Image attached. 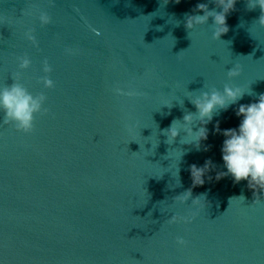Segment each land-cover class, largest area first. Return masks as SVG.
Listing matches in <instances>:
<instances>
[{"label":"water","instance_id":"water-1","mask_svg":"<svg viewBox=\"0 0 264 264\" xmlns=\"http://www.w3.org/2000/svg\"><path fill=\"white\" fill-rule=\"evenodd\" d=\"M197 3L215 7L209 0H0V88L13 83L16 57L27 54L31 66L20 82L43 92L49 110L31 134L0 126V264H264V200L252 205L247 181L215 179L226 169L225 137L214 126L238 129L236 108L256 96L213 117L207 151L181 144L183 132L171 145L160 134L182 118L183 104L195 112L186 96L204 85L264 93V28L252 24L259 9L237 0L228 33L213 40L211 18L189 34L184 27L185 13L203 14L192 13ZM37 9L51 23L41 26ZM28 28L38 48L24 38ZM45 58L52 89L37 82ZM236 63L241 74L229 80ZM114 86L142 95L116 96ZM166 102L174 105L167 115ZM126 120L136 125L132 135ZM208 159L216 168L193 196L205 193L209 206L191 223H166L186 214L191 200L171 197L191 186L190 165ZM240 195L243 202L233 198Z\"/></svg>","mask_w":264,"mask_h":264},{"label":"clouds","instance_id":"clouds-1","mask_svg":"<svg viewBox=\"0 0 264 264\" xmlns=\"http://www.w3.org/2000/svg\"><path fill=\"white\" fill-rule=\"evenodd\" d=\"M174 2L178 4L180 0H174ZM209 2L215 5L211 10L208 3H197L195 8L192 9V13L202 12V15L185 13L184 27L188 30L189 34L196 26L208 24L209 18H211L212 23L209 26L212 30V39L221 40V36L227 34L229 31L226 22L227 16L235 10L237 0H209ZM245 7L247 11L259 9L260 15L252 24L264 28V0H245ZM217 9L220 10L217 11ZM36 12L41 26L51 23V17L46 11L37 9ZM22 14L31 15L32 13ZM179 24L180 22L176 26H179ZM23 35L33 47L38 48L39 45L34 35V29L28 28ZM65 53L67 55H74L76 54V50L65 48ZM179 53H177L178 56ZM16 60L18 71L11 75L13 83L0 88V114H2L0 126L11 125L17 132L31 134L35 130L37 117L47 115L49 112L44 107L47 97L43 92L33 95L20 82L22 72L31 66V60L27 54L16 57ZM241 70V65L236 63L227 70L226 76L229 80H232L241 74ZM42 72L44 75L38 77L37 82L41 83L45 89L54 88L55 82L48 75L52 72V67L47 58L42 61ZM206 87L204 85L203 89ZM203 89L189 91V93L198 92V95L186 96L194 106L195 112L185 109L183 104V107H180L184 111L182 118L173 119L171 124L160 132L161 135L166 137L164 143L168 145L173 144L177 136L183 132L185 135L183 139H180L181 144L192 145L197 151H207L209 146H203L202 149V142L208 138L209 133L206 125L213 120V117L219 115L221 111H226L231 105H236L245 95L256 96V102L239 104L238 108H236L235 115L242 117L238 129L231 128L221 131L219 121L216 122L214 128L216 133H220L225 137L221 152L223 166L226 169V171L217 172L215 179L220 180L226 176H230L233 183L247 181V187L253 191L254 199L252 205H258L264 200V93L257 95L252 90L245 91L241 87L232 86L228 83L223 85L222 90L214 86L207 87V90ZM112 91L116 96L136 97L142 95V93L136 91L131 86H129L127 91L120 86H114ZM162 107L169 109V113L165 114L167 115L170 114V110L174 105L173 103L166 102ZM130 119L129 117L128 120ZM124 128L129 135H132L134 134L136 125L126 120ZM194 128L196 129L195 131H193ZM184 155L185 152L182 151L181 159ZM215 168L216 165L213 164L211 159L206 160L201 167H198L196 164L190 165L191 186L171 197V200L173 204L179 205H184L189 200H191V203L185 215L173 214L165 221L166 223H191L201 209L209 206L206 194L201 193L193 196V188L203 186L206 182V174ZM179 171L180 169L178 168V171L175 173V176L178 177L177 187H182ZM212 179L213 177L207 176V180L211 181ZM233 198L239 199L242 202L245 199L243 195ZM175 242L180 247L187 246V241L182 237H177Z\"/></svg>","mask_w":264,"mask_h":264}]
</instances>
